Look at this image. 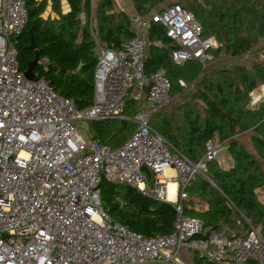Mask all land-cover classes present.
<instances>
[{
	"label": "built area",
	"instance_id": "1",
	"mask_svg": "<svg viewBox=\"0 0 264 264\" xmlns=\"http://www.w3.org/2000/svg\"><path fill=\"white\" fill-rule=\"evenodd\" d=\"M27 2L0 0V264H191L193 254L210 264H264V234L250 222L245 232L222 228L203 238L201 221L184 213L190 185L198 176L210 181L207 162L218 161L227 145L208 141L203 158L193 162L151 125L173 97L165 69L146 75L148 49L164 46L149 38L150 24L165 28L179 66L194 61L207 69L217 39L204 37L195 15L177 3L130 17L135 36L118 49L101 47L92 32L99 48L94 101L78 110L41 74L51 64L48 57L37 61L33 79L19 71L14 38L27 25ZM179 85L188 88L184 80ZM256 92L250 107L264 100H255ZM131 96L147 106L132 120L137 129L123 145L83 135L79 122L128 120ZM102 179L172 204L173 232L145 237L114 222L101 204ZM172 181L175 201L169 198Z\"/></svg>",
	"mask_w": 264,
	"mask_h": 264
},
{
	"label": "trees",
	"instance_id": "2",
	"mask_svg": "<svg viewBox=\"0 0 264 264\" xmlns=\"http://www.w3.org/2000/svg\"><path fill=\"white\" fill-rule=\"evenodd\" d=\"M65 1L70 10L64 14L62 0H28L27 25L14 38L18 66L20 72L34 74L39 69L36 60L48 57L51 64L41 74L57 95L72 100L78 110H84L94 101V72L99 58L98 44L92 36L94 17L97 28L93 31L103 48L118 49L135 33L130 16L115 11L113 0H97L95 12L92 0ZM166 1L132 0V3L139 15L147 17L162 11L165 7L160 6ZM182 3L177 4L192 12L202 24L203 36L215 37L219 42L220 46L213 51L215 60L222 54L230 59L240 58L264 40V0H189L188 6ZM49 5L58 18L46 16ZM83 14L85 25L80 18ZM30 31L36 51L29 49ZM148 36L163 41L164 46L148 49L146 75L165 69L174 99L185 90L179 80L192 84L205 69L198 63L201 71L187 75V64L179 66L173 62L174 46L162 25L151 23ZM260 85L264 86V63H256L252 69L243 66L215 69L201 80L195 97L204 104L203 112L187 104L176 115H162L159 111L152 117L153 129L191 161H200L206 143L216 139L227 145L234 161L229 169L222 168L216 160L207 162L210 181L198 176L188 189L184 213L201 221L203 232L199 237L206 238L222 228L245 232L249 222L255 227L264 223V202L258 197V191L264 188V100L255 107L249 105L251 94ZM133 108L137 114L141 111L134 99L128 101L126 113ZM132 120L89 121V136L118 148L124 143H120L121 137L127 140L136 131L137 125ZM244 135H249L251 149L241 141ZM100 189L102 207L114 222L145 237L173 232L177 212L172 204L107 179H102ZM200 205H207L208 209H196ZM195 264L210 263L195 256Z\"/></svg>",
	"mask_w": 264,
	"mask_h": 264
},
{
	"label": "rangeland",
	"instance_id": "3",
	"mask_svg": "<svg viewBox=\"0 0 264 264\" xmlns=\"http://www.w3.org/2000/svg\"><path fill=\"white\" fill-rule=\"evenodd\" d=\"M180 1H183V5L184 6H188V1L189 0H168L165 2L164 6H160L161 8L166 7L167 5L171 4V3H178ZM150 6V3L148 4V7ZM256 63H264V40H261V42L256 45L253 49L252 52H250L249 54H246L240 58H228L225 55H220L217 60L214 61V63L208 68L205 69L204 71H202V73H200L198 79L196 80V82L189 84L188 82V88H186L184 91H182L180 94H177V96H174V99L171 103L170 106L166 107L165 109L161 110V114L165 115L166 113L168 115H176L175 113L177 112L178 109H180L181 107H183V105H194L197 109L201 110V112H203L204 110V104L202 102H198L196 101L195 97H197L198 95V88H199V84L201 82V80L206 77L208 75V73H210L212 70L215 69H232L235 66H243L246 67L248 69H252V66ZM197 71H201V68L198 64V62H189L187 63L185 72L187 75H194ZM256 90H264V86L260 85L258 87V89ZM253 97V95L251 96ZM133 100V97L131 96L129 101ZM138 103V102H137ZM138 106L144 107L147 106L146 104H140L138 103ZM136 108L139 110V108L136 106ZM136 112H138L136 109L133 108V110H128V112L126 113V117L128 119H134L136 116ZM78 126L80 128H82L81 132L83 133V135L86 136V134H89V122L88 121H82L78 123ZM120 143H125L127 140H125L124 137H121L120 139ZM241 141H243L244 143L248 144L249 148L251 149V142L249 139V135H244L241 137ZM214 142L220 143L218 141V139L214 140ZM123 143V144H124ZM122 144V145H123ZM233 159L231 157V155L228 152V149H224L222 152H220V154L218 155V163L220 165L221 163V167L223 168H230V166L233 164ZM258 197L261 201L264 202V188L258 191ZM263 234H264V223L262 226L257 227Z\"/></svg>",
	"mask_w": 264,
	"mask_h": 264
},
{
	"label": "crops",
	"instance_id": "4",
	"mask_svg": "<svg viewBox=\"0 0 264 264\" xmlns=\"http://www.w3.org/2000/svg\"><path fill=\"white\" fill-rule=\"evenodd\" d=\"M96 1L97 0H95V3H96ZM113 2H114V6H115V11H117V12H123V13H126L128 16H130V17H132L134 14H136L137 13V11H136V9H135V7H134V5H133V3H132V0H113ZM94 3V4H95ZM94 4H93V6H94ZM95 6L93 7V11L95 12ZM61 10H62V12L65 14V13H68L69 12V10H70V7H69V5L67 4V2L65 1V0H62V3H61ZM46 16L47 17H51V18H58V15H57V13H55L53 10H52V8L50 7V5H49V7H48V10H47V14H46ZM81 21H82V25H85V23H86V16L83 14V15H81ZM92 25H93V28H97V22H96V19H95V17H94V21H93V23H92ZM93 28H92V32H94L93 31ZM95 33V32H94ZM96 35V34H95ZM97 37V36H96ZM98 52H99V48H98ZM233 162V164L230 166V168H232L233 167V165H234V161H232ZM220 166H221V163H220ZM223 168V167H222ZM224 169H226V168H224ZM227 169H229V168H227ZM196 209H198V210H205V209H208V207H207V205H200V206H197V208ZM195 254H193V258L191 259V264H195Z\"/></svg>",
	"mask_w": 264,
	"mask_h": 264
},
{
	"label": "bare ground",
	"instance_id": "5",
	"mask_svg": "<svg viewBox=\"0 0 264 264\" xmlns=\"http://www.w3.org/2000/svg\"><path fill=\"white\" fill-rule=\"evenodd\" d=\"M261 95H264V91L263 90H259L257 91L255 94H254V98L255 100H258L259 97ZM168 173H173L172 170L168 169L167 170ZM176 183L175 182H170L169 183V198H170V201H175L176 200Z\"/></svg>",
	"mask_w": 264,
	"mask_h": 264
},
{
	"label": "water",
	"instance_id": "6",
	"mask_svg": "<svg viewBox=\"0 0 264 264\" xmlns=\"http://www.w3.org/2000/svg\"><path fill=\"white\" fill-rule=\"evenodd\" d=\"M29 34H30V37H29L30 38V46H29V49L32 50V51H36L37 50V46H36V43H35L34 35L32 34V31H30ZM36 63H37V60H36ZM25 76L28 79H33V72L32 71H29L28 73L25 74ZM256 91L257 90H255L254 92H256ZM144 171H146L147 174L150 175V173L148 172L147 169H144Z\"/></svg>",
	"mask_w": 264,
	"mask_h": 264
},
{
	"label": "clouds",
	"instance_id": "7",
	"mask_svg": "<svg viewBox=\"0 0 264 264\" xmlns=\"http://www.w3.org/2000/svg\"><path fill=\"white\" fill-rule=\"evenodd\" d=\"M254 92V91H253Z\"/></svg>",
	"mask_w": 264,
	"mask_h": 264
}]
</instances>
